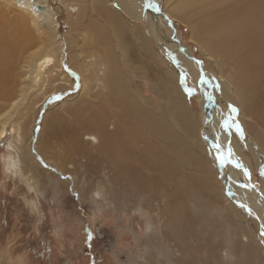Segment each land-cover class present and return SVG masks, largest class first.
<instances>
[{
	"label": "rangeland",
	"instance_id": "rangeland-1",
	"mask_svg": "<svg viewBox=\"0 0 264 264\" xmlns=\"http://www.w3.org/2000/svg\"><path fill=\"white\" fill-rule=\"evenodd\" d=\"M111 1L126 21H115L118 24L113 34L123 51L122 65L131 89L160 112L169 114L170 122L176 125L179 116L167 105L176 91H181L189 107L185 125L179 127L185 142L167 150L156 129L130 119L119 105H101L92 97L94 90L83 103L86 95L81 91L75 66L78 57L90 53V48H81L84 29L77 30L58 0H51L55 10L62 8L56 19L63 40L60 69L66 77L54 76L57 68H51L52 84L30 86L0 125L5 132L0 137V264H192L187 246L194 248L193 256H202L207 264H264V60L254 63L256 68H249L255 94L249 103L240 106L218 65L207 64L200 45L189 35L188 25L173 18L174 32L168 31L156 11L163 12V0H138L143 16L152 13L160 18L157 24L163 40L168 42L176 36V44L189 49L193 58L205 66L209 72L205 82L210 89L205 97L193 73L199 71L180 65L176 52L180 55L182 50L169 52L164 43L148 33L152 23L148 17L138 18L124 9L128 4L125 0ZM86 19L82 20L85 29L92 22L91 17ZM25 20L17 9L0 1V109L17 95L23 53L32 42L27 45L18 38L30 35L36 40L40 35L47 40L53 33L48 24L35 37V29ZM117 54L120 60L121 54ZM255 73L260 77L255 78ZM162 105H166L165 111ZM216 105L227 137L224 146L222 131L214 125L212 109ZM204 107L211 123L206 134ZM103 115L108 129L113 128L116 118L121 120V153L126 163L111 158L105 149L108 145L103 150L95 148L84 138L88 122L96 125ZM236 124L243 135L237 132ZM56 127L62 128L60 136L54 134ZM234 141L239 143L240 153L232 151L234 162L221 165L215 146L219 144L220 151H226V144ZM28 146L32 158L26 151ZM210 161L216 163V170ZM230 166L240 180L231 177ZM218 188L223 196L216 192ZM241 196H258L263 204L261 214L247 206Z\"/></svg>",
	"mask_w": 264,
	"mask_h": 264
},
{
	"label": "bare ground",
	"instance_id": "bare-ground-1",
	"mask_svg": "<svg viewBox=\"0 0 264 264\" xmlns=\"http://www.w3.org/2000/svg\"><path fill=\"white\" fill-rule=\"evenodd\" d=\"M0 1L4 2L9 7L11 6V8L17 9L23 15V17L26 19L25 20L26 23H28L31 27L35 29L34 31L37 34L36 33L34 34V31H33L34 36L40 34L39 32L45 27H48V24L52 26L50 27L52 28V31H53L52 35L47 36V40L41 39L40 35L38 36L40 40L38 38L34 40L33 37L30 35H26L25 37L23 36L22 38H18V40L22 43L24 40L25 43H27V45L30 41L32 42L29 43L28 47L25 49L23 53V60H22V64L20 65V72L18 74L19 81L17 83L18 85L17 95L13 99H11L2 109H0V125L1 124L3 125V122L5 121V118L7 117L6 114L18 103V100L23 97V95L28 91V88H30V86L33 87L34 85L37 87V86H40V83L42 82L45 83L46 86H50L52 84L53 76L51 73L52 72L51 68L53 67L57 68L55 72L53 71L54 76L60 75L62 79L66 77L65 74L62 73L60 69V57H61V51L63 50L61 46L63 44V40H62L61 35L59 34L58 21L56 19L58 11L60 12V10L63 8L67 12L66 13L67 17L72 18L74 20L75 22L74 25L75 27H77V30L84 29L82 30L83 39H82L81 45L83 46H81V48H85V47H88V49L90 48V50H88L90 51V53H88L85 56L78 57V59L76 60L77 65L75 66V67L78 66L77 69L79 71L80 80H81L80 81L81 91L82 93L86 95V97L83 98V103H85L86 98L88 97L87 95L90 94L89 91L94 90L95 95H92V97L95 98L94 100L99 101L101 105L106 104V103L108 104V102L114 105H117V106L119 105L122 110L126 111L127 114L130 115L129 117L130 119L134 118L135 122H139V120H141L140 122L142 124L147 125L146 128L156 129V131L159 134L162 144L166 145L167 150H169V148L171 149L175 144H176L175 146L179 145L178 147H180V145H183V142H185V139L179 127L180 125H185L184 122H186V119H187L186 117L189 114V107L187 105V102L185 100L183 93L177 90L176 95L170 100V103L167 105V107H169V111H173L179 116L178 124L176 125L170 122V119L168 118L170 117L169 114L167 115L165 112H160L159 110L154 108L152 106L153 104L151 105L150 101L147 98L140 95L139 92L133 91L130 87V84H129L130 78L128 74L126 73V69L122 65L123 60H124L123 53H122L123 51H121L122 49H120L119 44L116 42V40H114L115 36L113 34L114 25H116L117 22L120 23V21L124 20L120 16L121 15L120 12L114 9V6H115L114 4L116 3L112 2L111 0H109L108 4H107V0H58L62 8L59 7L58 10H55L51 4L52 3L51 0H0ZM125 1L128 4L127 6L124 5V9L131 10V12L138 18L145 19L148 17L150 19L152 23H151V26L147 30L149 31L148 33L150 34L152 38L156 39L158 43H162V44L164 43L169 52H172L173 49L175 51L178 48L182 50L183 53L181 52L180 55L175 51L176 55L180 59V65L186 69L194 68L199 71V74L196 72H193L194 77L200 83L199 85L201 87V90L206 97V93L210 89L208 87L209 86L208 83L205 82V78L209 76V72H207V70L204 69L205 66L201 62H198L193 58L192 53L189 49L183 48L182 46H179V44H176L177 43L176 36L174 39L169 38L168 42L167 40H163V38L159 34V30H158L159 28L157 24L160 18L159 19H156V17L154 18L152 16V13L145 15L146 17L143 16L140 11L141 7L139 8L137 4L139 2L138 0H125ZM162 7L161 8L163 12H161V9L156 10L158 11L157 17L163 18L167 30L174 32L173 23L171 22L173 18L178 19L179 21L183 22V24L185 25L187 24L190 29L189 35L194 39V41L196 40L198 42V46L200 45L204 53V58L207 60V64H209L208 62L216 63L218 65V69L221 75H225L226 76L225 78L228 79L226 81H228L227 83L230 86L227 88L228 89L230 88V90L232 91V92L230 91V93H232L233 97H236L238 104L240 106H243L249 103L248 101L255 94L254 93L255 85L254 83H252L253 81L251 82L252 75H250L249 73V68L250 67L256 68V65H254V63H257V62L261 63V61L264 60V0H163ZM88 17L89 18L91 17L92 22L85 29L83 27L82 20L86 18L88 19ZM107 17L109 19H107ZM115 21L117 22L115 23ZM21 27L24 29V24H21ZM25 32L26 31H24V33ZM114 42H115V45H114ZM169 43H171L172 45H170ZM115 46L118 52L113 50ZM147 48L148 47L146 46V50ZM117 53L121 54L120 60L118 59ZM67 56H69L70 59L72 58V54H69V52ZM75 64L71 62V65H75ZM258 66H261V65H258ZM201 75H203V78H200ZM254 77L259 78L260 74L255 73ZM250 84L251 86L249 87V89H246V87H248V85ZM66 85L68 86V84ZM258 87L259 88L261 87L260 84L258 85ZM258 87H256V92L257 90L258 92L260 91ZM204 95L202 97H204ZM263 96L264 94L262 93L261 97ZM257 101L259 100H256L254 102H257ZM261 102L260 104L262 105ZM256 105L259 106V104H256ZM84 107H86V105H84ZM165 107L166 105H162L163 111H165ZM205 109L206 107H204V112H205V122L204 123L208 122L207 127L204 128L205 134H206L211 123L209 121L210 116L209 114H207L208 112H206ZM95 112H98V111H95ZM212 112L215 118L214 119L215 121L214 125L216 126L215 128H218L220 132L222 131L221 133V137L223 140L222 143L223 142L226 143L227 137L223 129L221 128L223 124L220 122L221 114H219L217 105L212 109ZM243 112L244 111L242 110V114H245ZM116 114L118 115L119 113H116ZM139 116H141V118H139ZM104 118L106 119L105 115H103L102 120L98 119L96 121L97 122L96 125L93 124L91 121H89L88 122L89 125L87 126L86 131L83 130L84 138L87 140V143L91 144L92 146L94 145L93 147L95 148L102 149L104 146L108 145V148H105V149L107 152L111 154V158H114L117 161L122 162L125 160V156L123 157V153H121L122 144L124 143V140L122 139V135L120 132V121L121 120L120 119L117 120L116 118L113 121L114 124L112 123L113 128L108 129L106 126L107 125L106 120ZM107 123H110V122H107ZM219 124L220 126L218 127ZM56 125H57L56 123L53 124V126H56ZM94 126L96 128H93ZM81 127L80 129H82ZM61 129L56 127V129L54 130L55 131L54 134L57 136H60V134L63 133ZM11 130L14 131L13 128ZM4 133H5L4 129H0V137L4 136ZM255 137L257 136L255 135ZM255 137H254L255 143L259 144L258 138H255ZM224 143L222 144L223 146H224ZM146 146L147 145L145 144V147ZM226 146L227 148L230 146L233 152L240 153V145L237 141L232 142V144H226ZM26 151L31 157L32 150L29 146L27 147ZM206 157H208V154ZM160 158H161L160 160H162V156H160ZM245 162L247 163L246 160ZM124 163L126 162L124 161ZM212 163L213 161L212 162L210 161V165L212 166L214 164L213 166L216 170V167H215L216 163L215 162L213 164ZM159 164L160 162L158 163V165ZM162 167L164 169L165 166H162ZM229 170H230L231 177L233 179L240 180V178L236 176V171L233 169L232 166H230ZM240 171H242V169H240ZM246 179H247V176H246ZM238 183H237V188H239ZM204 184L207 185V183H204ZM231 185H233V183ZM220 188L216 189V192H219V195L223 196L222 192L220 191ZM210 189H212V187ZM239 194L241 195L242 193H239V190H238V195ZM256 197L257 198L251 199V196H248L247 198L245 196L244 197L241 196V198L240 197L239 198L244 199V201L247 203V206L253 207V210L256 211L257 214H261L262 212L261 208L263 204H260L258 201L259 200L258 196ZM234 209L236 210L237 215L244 217V214L241 213L242 211L240 212L236 208ZM247 240L248 238L245 237L244 241L248 242ZM187 248H188L187 255L190 257L189 260H191L192 264H207L206 260L203 259L202 256L199 258V256L192 255L191 250H194V248L188 247V246ZM217 261L218 260H216V262Z\"/></svg>",
	"mask_w": 264,
	"mask_h": 264
},
{
	"label": "snow or ice",
	"instance_id": "snow-or-ice-1",
	"mask_svg": "<svg viewBox=\"0 0 264 264\" xmlns=\"http://www.w3.org/2000/svg\"><path fill=\"white\" fill-rule=\"evenodd\" d=\"M232 111H236L235 108H232ZM224 126L227 128L229 127V124H228V121H224ZM236 130L237 132H239L241 135H243V130L242 128L240 127L239 124H236ZM217 148V156H216V159L218 160V162L221 164V165H225L227 163H232L234 162L233 159H232V150H231V147L229 146L227 148L226 151H220V148L221 146L219 144H217L215 146ZM236 166L237 167H242V165H240L239 163H236ZM245 172L246 174H248L250 176V173L248 172L247 169H245Z\"/></svg>",
	"mask_w": 264,
	"mask_h": 264
}]
</instances>
